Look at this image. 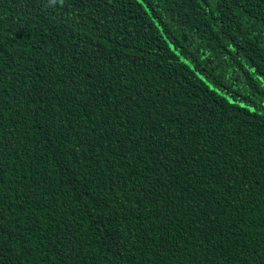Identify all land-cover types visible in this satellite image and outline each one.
<instances>
[{
    "label": "trees",
    "instance_id": "16d2710c",
    "mask_svg": "<svg viewBox=\"0 0 264 264\" xmlns=\"http://www.w3.org/2000/svg\"><path fill=\"white\" fill-rule=\"evenodd\" d=\"M264 0H0V264H264Z\"/></svg>",
    "mask_w": 264,
    "mask_h": 264
},
{
    "label": "rangeland",
    "instance_id": "374dc122",
    "mask_svg": "<svg viewBox=\"0 0 264 264\" xmlns=\"http://www.w3.org/2000/svg\"><path fill=\"white\" fill-rule=\"evenodd\" d=\"M259 110L264 113V109L263 108H260Z\"/></svg>",
    "mask_w": 264,
    "mask_h": 264
}]
</instances>
